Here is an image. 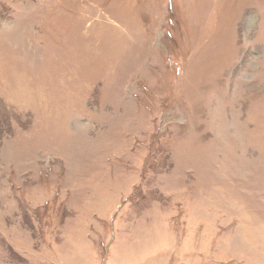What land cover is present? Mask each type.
I'll return each mask as SVG.
<instances>
[{"label":"rangeland","instance_id":"1","mask_svg":"<svg viewBox=\"0 0 264 264\" xmlns=\"http://www.w3.org/2000/svg\"><path fill=\"white\" fill-rule=\"evenodd\" d=\"M0 264H264V0H0Z\"/></svg>","mask_w":264,"mask_h":264}]
</instances>
